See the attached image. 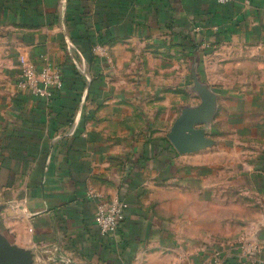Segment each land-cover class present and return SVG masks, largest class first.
Wrapping results in <instances>:
<instances>
[{"label": "crops", "instance_id": "crops-1", "mask_svg": "<svg viewBox=\"0 0 264 264\" xmlns=\"http://www.w3.org/2000/svg\"><path fill=\"white\" fill-rule=\"evenodd\" d=\"M0 256L264 264V0H0Z\"/></svg>", "mask_w": 264, "mask_h": 264}, {"label": "built area", "instance_id": "built-area-1", "mask_svg": "<svg viewBox=\"0 0 264 264\" xmlns=\"http://www.w3.org/2000/svg\"><path fill=\"white\" fill-rule=\"evenodd\" d=\"M230 0H214L217 4H227ZM19 87L30 90L35 96L46 97L44 89H61L62 76L59 73H51L49 67H44L37 72L33 66H26L21 71ZM92 197V195H89ZM127 204L122 201L113 203H97L94 221L101 237L114 234L121 227L125 219Z\"/></svg>", "mask_w": 264, "mask_h": 264}, {"label": "water", "instance_id": "water-1", "mask_svg": "<svg viewBox=\"0 0 264 264\" xmlns=\"http://www.w3.org/2000/svg\"><path fill=\"white\" fill-rule=\"evenodd\" d=\"M171 141L173 143V145L179 149L178 143L176 142V139L173 136H170ZM0 264H14L13 262L9 261V259H7V257H3L0 256ZM16 264V263H15ZM19 264V263H18Z\"/></svg>", "mask_w": 264, "mask_h": 264}]
</instances>
